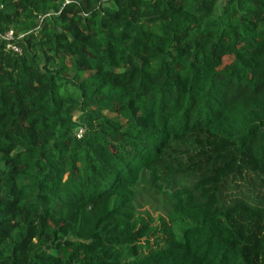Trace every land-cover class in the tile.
<instances>
[{
	"label": "trees",
	"instance_id": "trees-1",
	"mask_svg": "<svg viewBox=\"0 0 264 264\" xmlns=\"http://www.w3.org/2000/svg\"><path fill=\"white\" fill-rule=\"evenodd\" d=\"M0 264H264V0H0Z\"/></svg>",
	"mask_w": 264,
	"mask_h": 264
},
{
	"label": "rangeland",
	"instance_id": "rangeland-1",
	"mask_svg": "<svg viewBox=\"0 0 264 264\" xmlns=\"http://www.w3.org/2000/svg\"><path fill=\"white\" fill-rule=\"evenodd\" d=\"M131 233L142 254L163 249L171 239L167 220L159 215H150L146 210L136 214Z\"/></svg>",
	"mask_w": 264,
	"mask_h": 264
},
{
	"label": "built area",
	"instance_id": "built-area-1",
	"mask_svg": "<svg viewBox=\"0 0 264 264\" xmlns=\"http://www.w3.org/2000/svg\"><path fill=\"white\" fill-rule=\"evenodd\" d=\"M6 37H7V39H10V38H11V33H8V34L6 35ZM7 48L12 49L14 52H19L18 49H16L15 47H13V46H11V45H8ZM81 133H82V131H81V130H78V132H77V136H78V137L81 136Z\"/></svg>",
	"mask_w": 264,
	"mask_h": 264
}]
</instances>
